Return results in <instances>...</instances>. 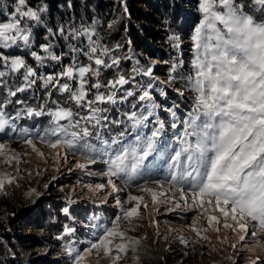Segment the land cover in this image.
Listing matches in <instances>:
<instances>
[{"label": "snow or ice", "instance_id": "obj_1", "mask_svg": "<svg viewBox=\"0 0 264 264\" xmlns=\"http://www.w3.org/2000/svg\"><path fill=\"white\" fill-rule=\"evenodd\" d=\"M46 11L45 6H31L28 0H14L11 12L0 20V49L10 50L7 54L0 51V89H6L0 99V132L14 135L42 158L45 153L38 143L51 150L54 160L67 162L71 153L74 164L69 171L103 165L99 172L88 174L98 175L106 183L83 187L93 196L104 193L101 204L113 197V207L119 213L108 224L97 225L101 231L82 250L69 241L64 250L72 264H84L86 254L93 252L109 257L110 264H118L129 250L135 253L141 241L129 233L136 230L135 220L143 219L141 206L145 211L158 205H169L167 211L195 210L197 215L189 227L199 239L208 241L204 233L212 230L219 234L222 227L238 235L237 242L229 244L233 250L264 251V0H198L200 16L189 37L192 58L187 65L182 60L173 61L166 80L155 76L157 61L142 64L130 47L128 53L117 56L116 51L123 46L109 47L102 42L97 19L79 27L69 23L53 29L46 26L42 15ZM38 25L46 26V35L44 42L36 44L34 28ZM60 40L64 42L61 49L66 51L56 50ZM169 41L173 48H180L179 36L173 34ZM16 49H23L24 54L15 55ZM124 60L134 61L127 75L120 69ZM48 63L58 70L41 73L39 68ZM181 68L188 73L181 74L180 80L192 93V108L184 117L177 116L178 105L165 109L174 130L169 144L162 140L164 121L152 120L160 107L153 91L157 84H163L183 96L184 91L174 87ZM113 69L114 77L102 81V71ZM137 76L146 79L137 81ZM16 80L18 85H14ZM38 82L46 96L57 91L67 94L68 103L86 114L59 103L54 108H34L17 98ZM160 95L166 96V90ZM130 100L135 102L131 110L123 112V118L109 119L107 105ZM10 105L20 107L9 113ZM45 116L48 124L41 131L17 125L19 120ZM149 124L150 134L143 131ZM110 125L124 130L105 136V129L111 132ZM13 162L17 165L15 174L0 172V192L21 178V154L0 142V164L10 166ZM160 172L166 173L163 182L152 179ZM133 186L150 196V203L144 195L128 194L121 199L120 193ZM41 195L35 188L28 191L29 198L39 200ZM74 202L69 195L67 203ZM130 203L132 206H127ZM62 212L66 217L71 215L67 206ZM201 220L206 221L205 226ZM75 231L66 225L56 239L72 236ZM217 238L222 244L230 240V236ZM250 238L255 247L248 243ZM180 242L186 243L183 239ZM228 259L237 264L231 256ZM249 264H264V260L257 257Z\"/></svg>", "mask_w": 264, "mask_h": 264}, {"label": "rangeland", "instance_id": "obj_2", "mask_svg": "<svg viewBox=\"0 0 264 264\" xmlns=\"http://www.w3.org/2000/svg\"><path fill=\"white\" fill-rule=\"evenodd\" d=\"M197 1L194 5H188L191 10L195 11L194 6L197 9ZM11 10H0V20H4L6 14ZM189 43L190 41L188 44L183 43L181 49L183 48L187 52ZM4 51L7 54L10 50ZM23 51L21 49L18 52ZM189 51L191 52L190 49ZM14 54L23 55L22 53ZM191 58L192 56L189 57L190 60ZM137 59L141 60L142 64L156 61L154 57ZM157 77L161 80L159 75ZM144 79L146 78H142V80ZM167 91H172V88L168 87ZM179 99L184 101L185 97L179 96ZM189 101L192 108V96L189 97ZM164 102L168 103L167 99ZM160 108L162 107L160 106L156 110ZM18 124L24 126L26 120H19ZM8 131L10 132V130ZM7 136V138L0 139V142L8 143L12 150L21 154V163L19 164L21 178L17 184L6 185L5 190L0 192V252L3 264H72V258L64 250L69 241L73 242V246L78 251L82 250L88 246L89 242L95 240L101 231L97 225L108 224L114 214L119 213V209L113 207V197L108 198L107 204H101L100 201L103 199L104 193L93 196L83 187L85 184L106 183V180L100 176L88 174V172H99L103 165L98 163L87 171H69V168H73L74 164V157L71 153L68 154L67 162L62 158L54 160L51 150L38 143L37 147L45 153V157L42 158L16 140L14 135ZM166 137L171 138L169 135ZM169 140L173 142L172 139ZM16 168L15 162L10 166L0 164V172L7 171L15 174ZM165 176V172H160L152 179H159L163 182ZM139 182L143 183L142 180ZM45 184H48L49 187L45 188ZM32 188L42 194L39 200L35 196L28 197V191ZM128 194L144 195L150 203V196L139 192L135 186L120 193L121 199H126ZM69 195L75 201L74 203H67ZM66 206L71 210L73 208L81 209L83 217L77 220L73 219L72 215L66 217L62 212ZM127 206L132 205L130 203ZM167 207L169 205H158L145 211L141 206L140 212L143 219H136V230L129 233V235L139 238L141 243L135 253L129 250L118 264H232V261L228 259L229 256L237 264H249L250 260H255L257 257L264 260V251L230 248L229 244L236 243L238 235L232 234L222 227L219 234L212 230L204 233L209 237L208 241L199 239L189 227L193 217L197 215L196 211H187L182 208L167 211ZM156 208L159 210L157 211ZM89 211L91 212L88 213ZM67 220L68 222H66ZM153 220L156 223H152ZM24 222H30L32 226L26 229L20 228L19 226ZM74 224L77 225L74 226ZM200 224L205 226L206 221L201 220ZM66 225L75 228V233L72 236L56 239ZM23 233L38 236L41 241L29 243L25 239H19L20 234ZM217 235L220 238L230 236V240L228 243L222 244ZM181 239L186 243H181ZM248 243L255 247V241L251 238ZM4 258L7 259L4 260ZM84 264H110V258L98 257L93 252L91 255L86 254Z\"/></svg>", "mask_w": 264, "mask_h": 264}, {"label": "trees", "instance_id": "obj_3", "mask_svg": "<svg viewBox=\"0 0 264 264\" xmlns=\"http://www.w3.org/2000/svg\"><path fill=\"white\" fill-rule=\"evenodd\" d=\"M197 0H28V4L31 6H45L47 11L43 13L44 20L47 27L56 29L60 26L67 27L69 23L79 27L81 24H90L93 19L99 21L97 30L99 31L102 42L109 46L115 47V45H122L123 48L116 51L117 56H121L128 53V48H131L132 54L135 58H156L158 62L154 68L155 76H160L161 80H166L168 77L169 65L173 61L182 60L185 65L190 62L189 49L190 43L187 47V52L183 50L182 44H188L189 35L195 23L199 19V14L194 6V10H191L189 6L196 4ZM198 2V1H197ZM14 0H0V10H11L13 8ZM71 5V7H69ZM189 5V6H188ZM112 21H116L113 27L109 28L108 25ZM46 26L38 25L34 28V42L36 44L44 42L46 35ZM177 35L181 38L180 48H173L169 41V36ZM56 43V38H52ZM63 40H60L56 44V50L61 49ZM180 49V50H179ZM23 50V49H22ZM39 51L38 47L36 48ZM0 51H4L0 49ZM21 49H16L14 53ZM5 52V51H4ZM6 53V52H5ZM138 53V54H137ZM182 57V59H180ZM29 63L35 64L30 56L25 57ZM68 57L65 58V63L68 62ZM83 60V57H81ZM141 61V60H140ZM164 61H168L166 64ZM87 63V61H84ZM142 62V61H141ZM134 61H122L120 69L127 75L130 73ZM58 68H54L51 63H48L46 67L39 68L41 73H50ZM115 69L110 71H102L101 80L106 82L115 75ZM183 74L187 76L186 68L178 69L177 83L174 87L181 88L184 91V97H188V91L184 89V84L180 80V76ZM137 81L143 82L142 78L137 76ZM20 81H14V85H18ZM131 87V86H128ZM167 88L163 84H157L156 90L153 91V97L156 103L162 107L161 117L164 119L168 114L165 109L173 105L179 104V94L173 90L168 92ZM161 90H166L167 95H160ZM4 92L6 89H0V99L4 98ZM27 103L28 106L37 107L44 105L45 108L55 107L56 103L61 106L72 107L74 111H82L76 109L74 104L68 103L67 94L61 95L58 91L54 92L51 97L44 94V88L41 83H37L27 92L20 93L17 97ZM16 99V98H13ZM167 99L168 103L164 100ZM135 101L125 102L123 105H107L109 112L107 115L109 119L123 118V112L131 110V104ZM20 107L18 105H10L7 109L9 113H14L16 109ZM119 109V111L117 110ZM189 109L183 111L184 115H187ZM83 113V112H82ZM47 117H39L34 119H25L26 126L30 130L39 131L42 125L46 122ZM18 123V121H17ZM154 123V121H153ZM152 127V124H149ZM115 126V125H113ZM81 210V209H80ZM79 209L73 208L71 210L72 218L81 219L83 215ZM55 218V217H54ZM68 222V220L66 221ZM74 223V222H73ZM77 224H74V226ZM32 224L30 222H24L19 226L20 228H30ZM16 227V226H13ZM40 237L31 235L30 233L20 234L19 239H25L29 243L35 241H41ZM9 241V240H7ZM7 258H4L6 260ZM43 259H46L43 257ZM0 264H3L0 252Z\"/></svg>", "mask_w": 264, "mask_h": 264}, {"label": "clouds", "instance_id": "obj_4", "mask_svg": "<svg viewBox=\"0 0 264 264\" xmlns=\"http://www.w3.org/2000/svg\"><path fill=\"white\" fill-rule=\"evenodd\" d=\"M0 139H4V138H0ZM92 211V210H91ZM91 211H89L88 213H90Z\"/></svg>", "mask_w": 264, "mask_h": 264}]
</instances>
